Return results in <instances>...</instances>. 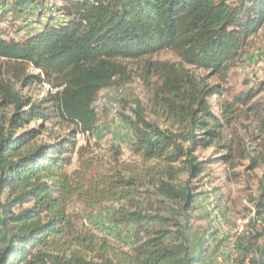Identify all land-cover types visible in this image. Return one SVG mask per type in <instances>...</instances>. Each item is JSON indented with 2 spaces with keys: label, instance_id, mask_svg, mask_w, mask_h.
Returning a JSON list of instances; mask_svg holds the SVG:
<instances>
[{
  "label": "trees",
  "instance_id": "1",
  "mask_svg": "<svg viewBox=\"0 0 264 264\" xmlns=\"http://www.w3.org/2000/svg\"><path fill=\"white\" fill-rule=\"evenodd\" d=\"M47 1L0 0L4 17H50L42 30L19 40L0 33V59L40 72L0 82V264H115L108 241L77 228L69 217L70 203L83 188L67 169L77 134L94 128V104L117 76L116 61L150 60L170 49L185 66L224 74L264 28V0H61L51 9ZM44 84L53 85L45 98L25 95L31 85ZM163 91L169 110L190 126L194 145L195 133L211 138L219 132L221 119L205 102L218 90L201 89L172 66ZM135 114L127 119L136 139L133 151L155 165L148 173L156 170L149 182L156 194L179 208L168 214L126 211L112 219V228L130 233L126 264H198L203 250L194 256L187 236L196 196L173 184L183 154L177 142L189 140L148 122L140 106ZM56 121L74 130L64 138L50 136L46 124ZM47 132L49 142H39ZM189 167L194 177L203 171ZM163 176L168 181L156 180ZM124 186L110 185L103 199L115 200ZM251 228L253 234L240 241L239 264H264V187Z\"/></svg>",
  "mask_w": 264,
  "mask_h": 264
},
{
  "label": "rangeland",
  "instance_id": "2",
  "mask_svg": "<svg viewBox=\"0 0 264 264\" xmlns=\"http://www.w3.org/2000/svg\"><path fill=\"white\" fill-rule=\"evenodd\" d=\"M55 3L61 0H48L45 5L51 9ZM3 14L0 11V33L6 39L17 40L42 30L50 18L39 20L33 15L29 20H15ZM54 18L60 20L55 13ZM115 66L117 76L110 87L99 93L94 104L97 121L92 132H80L76 136L77 149L67 171L83 189L81 195L71 201L69 217L77 228L108 241L114 250L109 257L115 264H126L130 233L112 228V219L126 211L168 214L169 210H178V205L164 202L149 185L156 170L151 174L148 170L155 165L144 164L133 151L136 139L127 119L135 120V111L140 106L148 122L189 140L177 142L183 154L174 165L179 173L173 184L196 196L187 236L194 256L198 257L203 250L198 264H239L240 241L254 232L251 224L256 218V201L264 187V129L261 125L264 119V28L221 75L183 65L177 53L170 49L150 60H118ZM172 66L180 74L194 78L201 89L219 91L218 95L213 92L212 97L205 99L213 114L221 119L219 125H215L219 132L211 138L195 133L198 141L195 145L190 126L167 107L169 102L163 86ZM38 74L39 71L27 70L21 63L0 59V82ZM52 87L51 84L31 85L25 95L34 100L45 98L53 92ZM246 94L253 96L249 102L238 100ZM228 111L231 114H227ZM37 126L34 123L30 128ZM46 128L55 138H64L74 130L58 121L46 124ZM48 132L39 142H49ZM205 139L209 141L201 147L200 142ZM189 164L203 168L198 177H194ZM156 180L168 181L164 176ZM130 182L135 185L129 186ZM113 184L127 187H123L115 200L106 201L103 196ZM85 257L88 261L91 259Z\"/></svg>",
  "mask_w": 264,
  "mask_h": 264
}]
</instances>
